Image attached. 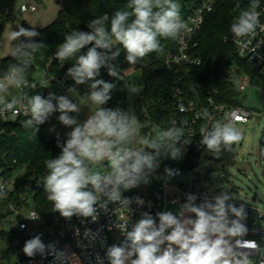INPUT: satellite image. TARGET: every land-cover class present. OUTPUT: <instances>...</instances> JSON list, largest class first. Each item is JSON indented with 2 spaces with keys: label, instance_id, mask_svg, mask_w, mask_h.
<instances>
[{
  "label": "clouds",
  "instance_id": "9594fccd",
  "mask_svg": "<svg viewBox=\"0 0 264 264\" xmlns=\"http://www.w3.org/2000/svg\"><path fill=\"white\" fill-rule=\"evenodd\" d=\"M260 6L261 0H248L244 8L235 5L237 14L230 32L241 46H246L244 41L258 29L264 31ZM87 28L89 31L67 34L55 53L62 66L71 62L65 78L86 85L87 91L80 95L75 87H68L67 95L50 92L47 97L25 91L34 87L28 77L35 54L43 47L32 39L39 33L34 27L21 25L11 31L10 39L18 43L10 53L13 62L0 75V113L23 110L27 118L22 126L35 134L53 113H59L58 121L70 131L63 142L58 140L60 153L45 161L42 187L61 217L71 220L75 216L81 223H95L102 213H108L111 204L126 208L129 215L131 205L142 208L145 201L141 197L124 193L150 183L162 159L180 160L185 146L191 143L186 122L175 119L152 136L142 135L150 122L130 110L106 107L116 84L97 77L106 68L108 75L122 80L115 63L121 47L126 62L136 65L151 53L162 54V41L179 38L188 25L176 0H127L125 9L95 17ZM128 93L137 94L138 89L130 87ZM80 96L95 106L83 120L77 118L83 111ZM180 110H185L183 104ZM197 118L206 122L199 130V144L208 153L231 151L243 139L235 115L216 119L204 108ZM177 174V169L165 167L164 176L158 178L167 183ZM236 199L227 188L202 196L188 193L183 203L172 202L177 205L175 211L165 210L155 216L141 211L134 223L111 224L108 230L114 228L120 233L119 243L107 245L102 228L95 232L86 228L78 246L86 251L98 242L104 248L103 256L95 254V264H264V245L246 239L247 212L243 204L237 206ZM75 235L80 236L79 229ZM22 251L30 258L50 255L52 264H80L76 253L70 255L54 242L45 244L39 234L26 240Z\"/></svg>",
  "mask_w": 264,
  "mask_h": 264
},
{
  "label": "built area",
  "instance_id": "2783aa9c",
  "mask_svg": "<svg viewBox=\"0 0 264 264\" xmlns=\"http://www.w3.org/2000/svg\"><path fill=\"white\" fill-rule=\"evenodd\" d=\"M37 7L21 6L20 13H35ZM213 11V1L206 0L195 10L190 11L187 15H181L188 25L182 36L177 38L175 48L168 52L164 58V65L168 69L172 79V112L170 119L178 122H186L187 128L191 132V143L185 146L183 157L179 160L182 164H188L193 156L198 157L196 169H183L176 166H170L163 163L158 170L161 177L164 176L165 167L178 170V174L170 181L165 182L164 179H152L147 187L140 191H127L124 196L136 197L139 196L145 201V205L141 208L136 204L131 205L133 212L129 215L126 208L118 207L116 204L109 205L108 213H102L98 221L93 223L90 220L87 223H81L80 218L72 217L71 220H66L61 217L58 212H54L52 203L47 199V194L42 187V179L46 173L39 176L36 180H30V191L25 192L18 186L17 181L13 179L14 173L4 174L0 176V207L4 206V212L8 216L4 219V223H8L16 228L15 238L12 248H18L19 264H52L53 257H35L26 256L22 249L26 240L41 235L45 244L55 243L58 249L66 250L70 255L76 253L80 257V264H95V254L99 252L101 256L104 255V248L97 242L95 247H89L85 251L78 246V241L82 240L85 229H91L95 232L98 228H102L101 235L106 237L107 245L119 243L122 239L120 233L113 228L109 231L108 228L116 221H129L134 223L141 211H149L153 216L157 212L169 210L170 207H177L173 201L183 203L188 193H196L200 196L206 193H217L211 191L207 185H203L198 173L199 160L204 152V148L200 146V128L206 123L202 118H197V114L202 109L207 108L216 119H225L235 115L239 117L236 124H247L257 114L245 107L229 106L217 102L218 91L202 97L200 94L201 86L196 89L185 88V82L193 69L202 65V53L199 49L197 36L201 31L205 17ZM258 11L261 12V23L264 24V0H261V6ZM6 14L8 11H5ZM230 41L236 49L238 58L246 61L257 73L258 77L264 82V31L259 29L255 34L250 36L247 41H244L246 46H241L233 37L232 33ZM55 59V55L53 56ZM43 73L49 77V82L56 86L62 93H67L68 87L79 88L82 85H76L71 78H65L63 75H52L47 68L42 69ZM227 74L232 82L236 85L239 93L245 91L253 78L245 73H237L235 71H227ZM183 104L184 111L180 110V105ZM26 117L23 110L18 109L16 112L0 113V137L7 133L6 126L18 117ZM262 117L264 122V108L262 113L258 115ZM258 157L261 165L264 164V126L262 129L261 140L259 144ZM27 182V181H25ZM40 196L43 204L36 201V197ZM30 200L33 201L30 206ZM237 206L243 204L247 212L246 224L249 229L246 239L257 240L264 245V206L253 207L247 206L239 200H235ZM150 205V207H149ZM33 216L39 217L38 220H32ZM25 227L21 228L20 226ZM76 229L80 230V236L75 235ZM84 243H87L84 241Z\"/></svg>",
  "mask_w": 264,
  "mask_h": 264
},
{
  "label": "trees",
  "instance_id": "16d2710c",
  "mask_svg": "<svg viewBox=\"0 0 264 264\" xmlns=\"http://www.w3.org/2000/svg\"><path fill=\"white\" fill-rule=\"evenodd\" d=\"M206 0H176L180 6V14L187 15L190 11L199 7ZM213 11L205 17L201 31L197 36L199 49L202 53V65L193 69L185 82V88L196 89L201 86L202 97L218 91L217 102L229 106H241L239 93L236 85L232 82L227 71L245 73L251 78L257 77L258 73L248 63L238 58L236 49L230 41V25L237 12L235 5L239 3L242 8L247 7L248 0H212ZM14 0H0V34L4 22L10 19ZM127 0H64L63 8L58 13L56 20L48 27L38 30L39 35L35 42L42 43L43 47L35 54L29 71V81L34 87L25 89L32 94H41L47 97L50 91L34 79L36 68H47L52 75H63L71 62L63 66L53 56L57 47L64 42L65 36L73 30L89 31L87 23L89 20L103 14L111 16L115 11L125 9ZM8 7V13L3 7ZM177 39L163 40L164 51L162 54L151 53L136 65H129L125 59V53L121 47V55L115 62L118 65L122 80H116L108 75L107 69L102 68L98 79L116 84L111 93V100L106 107L121 108L127 110L128 102V76L129 70L141 72L144 84L140 100L135 104L136 115L142 120L150 122V126L142 130V135L148 136L154 126L160 129L167 127L171 121L172 112V79L170 72L164 65V58L168 52L176 46ZM86 51L83 49L82 52ZM12 58H0V75L12 63ZM27 117H18L6 126L7 133L0 137V176L10 175L12 171L20 168L25 170L26 179L36 180L47 172L45 161L57 156L61 149L57 146L58 140L47 141L44 135V126H39V131L26 129L22 122ZM62 142V141H59ZM188 164H182L179 160L163 159V163L180 167L186 170L196 169L198 157L193 156ZM36 201L43 204L40 196ZM8 213L4 212V206L0 207V225ZM6 234L1 233L4 237ZM14 241L15 233L11 235ZM18 248L9 249L3 254L4 258L17 253ZM20 254V252H19Z\"/></svg>",
  "mask_w": 264,
  "mask_h": 264
},
{
  "label": "rangeland",
  "instance_id": "374dc122",
  "mask_svg": "<svg viewBox=\"0 0 264 264\" xmlns=\"http://www.w3.org/2000/svg\"><path fill=\"white\" fill-rule=\"evenodd\" d=\"M15 4L10 15V19L4 22L3 30L0 34V58H12L10 53L15 43L10 39V32L17 29L18 26L25 28L34 27L36 31L42 30L51 25L57 18L58 13L63 8L64 0H14ZM21 6H34L37 7L35 13H20ZM4 12L8 10L7 6L3 7ZM37 37V36H36ZM36 37L32 38L33 40ZM24 39V38H21ZM126 75L128 76V88L135 87L138 89L137 94L129 95L127 110L136 113L135 104L140 100L143 91V81L140 71L129 70ZM34 79L46 87L50 92L56 95H67L62 93L56 86L51 84L48 80L49 77L45 75L40 68H36ZM80 95L87 91V86L82 85L76 88ZM239 93V92H238ZM240 104L255 112L254 116L247 124H236V127L242 132L243 139L232 146L231 151H222L219 155H213L206 150L202 153L199 160V176L201 183L207 185L209 190L219 192L222 188H227L234 194L237 200L246 204L247 206L262 207L264 206V164L261 165L258 157L259 144L262 135L264 122L262 117L258 116L262 113L264 108V82L257 76L254 77L250 86L239 93ZM79 103L82 105L83 111L77 117L80 120L86 119L87 114L94 110V105L87 100L86 97H78ZM59 113H53L49 119L44 123V135L47 141L66 139V133L70 131L69 128L63 126L57 119ZM76 115V114H71ZM160 130L159 127L154 126L148 136L154 135ZM163 159L160 162L162 164ZM106 171V169H100ZM161 173L156 170L152 179H160ZM13 179L17 181L18 186L25 192L30 191L31 182L25 177V170L18 169ZM150 180V181H151ZM27 181V182H25ZM148 184H141L130 191H140L147 187ZM33 203L30 200V206ZM177 207H170L169 210L175 211ZM16 228L8 223L0 225V264H19L18 254L20 250L10 256V259L4 258L3 254L9 249H12L13 241L11 234L14 233ZM1 233H5L4 237Z\"/></svg>",
  "mask_w": 264,
  "mask_h": 264
},
{
  "label": "crops",
  "instance_id": "0c3cea01",
  "mask_svg": "<svg viewBox=\"0 0 264 264\" xmlns=\"http://www.w3.org/2000/svg\"><path fill=\"white\" fill-rule=\"evenodd\" d=\"M172 208H174V207H172Z\"/></svg>",
  "mask_w": 264,
  "mask_h": 264
},
{
  "label": "snow or ice",
  "instance_id": "6c2138e0",
  "mask_svg": "<svg viewBox=\"0 0 264 264\" xmlns=\"http://www.w3.org/2000/svg\"><path fill=\"white\" fill-rule=\"evenodd\" d=\"M239 118V117H238Z\"/></svg>",
  "mask_w": 264,
  "mask_h": 264
}]
</instances>
